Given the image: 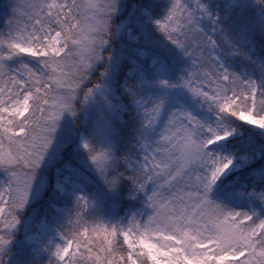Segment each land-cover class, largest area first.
Masks as SVG:
<instances>
[{
  "label": "snow or ice",
  "instance_id": "1",
  "mask_svg": "<svg viewBox=\"0 0 264 264\" xmlns=\"http://www.w3.org/2000/svg\"><path fill=\"white\" fill-rule=\"evenodd\" d=\"M0 264H264V0H0Z\"/></svg>",
  "mask_w": 264,
  "mask_h": 264
}]
</instances>
